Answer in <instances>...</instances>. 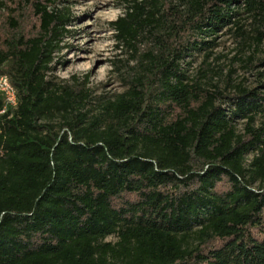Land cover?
Here are the masks:
<instances>
[{
    "label": "trees",
    "instance_id": "obj_1",
    "mask_svg": "<svg viewBox=\"0 0 264 264\" xmlns=\"http://www.w3.org/2000/svg\"><path fill=\"white\" fill-rule=\"evenodd\" d=\"M22 2L39 28L0 47L18 98L0 115V264H264L263 75L204 83L219 33L262 46L264 0H124L110 27L135 66L97 103L51 78L74 21L63 0ZM203 52L193 79L185 60Z\"/></svg>",
    "mask_w": 264,
    "mask_h": 264
},
{
    "label": "rangeland",
    "instance_id": "obj_2",
    "mask_svg": "<svg viewBox=\"0 0 264 264\" xmlns=\"http://www.w3.org/2000/svg\"><path fill=\"white\" fill-rule=\"evenodd\" d=\"M124 0H63L60 8H66L74 21L67 29L71 36L64 40L65 48L57 54L54 62L52 80L58 85H83L90 91L94 102L121 94L126 90V79L135 66L131 56L116 48L115 33L110 23L116 21L124 12ZM7 8L0 6V47L6 40L18 35L31 36L39 28L38 17L30 6L22 0H0ZM17 22L16 27L13 23ZM207 65L209 76L204 80L207 88L227 89L230 85L242 84L254 89L263 75L264 68H247L243 62L254 57V64L264 58V42L260 47L242 50L239 41L224 31L219 33ZM205 52L195 53L185 60L188 75L196 79L199 72L206 70ZM237 131L244 133L245 122L237 121ZM252 155L248 157L250 161ZM108 242H116L110 237Z\"/></svg>",
    "mask_w": 264,
    "mask_h": 264
},
{
    "label": "built area",
    "instance_id": "obj_3",
    "mask_svg": "<svg viewBox=\"0 0 264 264\" xmlns=\"http://www.w3.org/2000/svg\"><path fill=\"white\" fill-rule=\"evenodd\" d=\"M0 94L3 95L5 106L0 115L6 113L9 109L18 107V98L16 89L12 86L7 76H0Z\"/></svg>",
    "mask_w": 264,
    "mask_h": 264
}]
</instances>
